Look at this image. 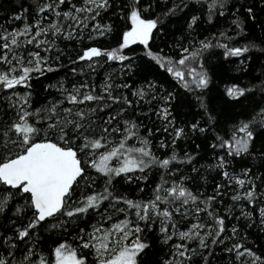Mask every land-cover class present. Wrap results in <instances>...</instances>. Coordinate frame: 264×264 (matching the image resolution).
<instances>
[{
	"label": "snow or ice",
	"instance_id": "obj_1",
	"mask_svg": "<svg viewBox=\"0 0 264 264\" xmlns=\"http://www.w3.org/2000/svg\"><path fill=\"white\" fill-rule=\"evenodd\" d=\"M261 57L264 0H20L0 264H264Z\"/></svg>",
	"mask_w": 264,
	"mask_h": 264
},
{
	"label": "trees",
	"instance_id": "obj_2",
	"mask_svg": "<svg viewBox=\"0 0 264 264\" xmlns=\"http://www.w3.org/2000/svg\"><path fill=\"white\" fill-rule=\"evenodd\" d=\"M19 4H20V0H0V24H4L5 21L7 19L10 18V16L15 12L19 10ZM25 6H27V3L25 4ZM65 63H67V61L65 60ZM212 63H218V60L216 57H212ZM262 65H264V57H261L258 61H256L255 63L251 64V70H252V74L253 75H259L262 71H264V67H262ZM225 69L228 70V75L231 77H236L239 76V72H237L235 70L236 68V64H225L224 65ZM52 75V74H49ZM64 75L63 71L59 74V76H53V82L55 81V79H58L60 77H62ZM48 81H45V83H47ZM229 83V80L227 77H225L222 81L220 79L216 80V85L218 86V88L220 90H223V88ZM256 83H259V81H256ZM167 86V85H165ZM160 136H157V139H159ZM155 142V141H154ZM180 143L181 147H186V144L184 142H178ZM178 151L180 149H177ZM201 163H204V161H201ZM212 175H215L214 173ZM211 183V180H210ZM209 191H211V189L209 188ZM256 237L255 236H250L249 237V241H255ZM257 244H259L260 242L257 241ZM217 252L219 255L224 256V260L221 261V264H229L228 261V255L227 253L223 252L220 249H217Z\"/></svg>",
	"mask_w": 264,
	"mask_h": 264
}]
</instances>
